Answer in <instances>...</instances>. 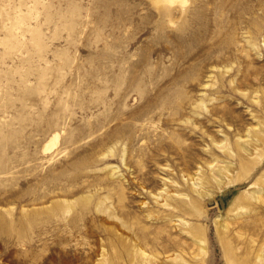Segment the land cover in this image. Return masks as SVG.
<instances>
[{"label":"rangeland","instance_id":"rangeland-1","mask_svg":"<svg viewBox=\"0 0 264 264\" xmlns=\"http://www.w3.org/2000/svg\"><path fill=\"white\" fill-rule=\"evenodd\" d=\"M0 264H264V0H0Z\"/></svg>","mask_w":264,"mask_h":264},{"label":"bare ground","instance_id":"bare-ground-1","mask_svg":"<svg viewBox=\"0 0 264 264\" xmlns=\"http://www.w3.org/2000/svg\"><path fill=\"white\" fill-rule=\"evenodd\" d=\"M57 141H58V134L55 133V134L52 136V138L50 139V141L47 142V145L45 146V150H48V149L51 150L52 146L55 145V144L57 143ZM200 187H201V186H200Z\"/></svg>","mask_w":264,"mask_h":264}]
</instances>
